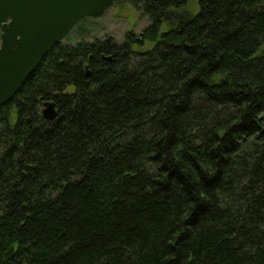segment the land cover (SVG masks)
Segmentation results:
<instances>
[{
  "label": "trees",
  "instance_id": "trees-1",
  "mask_svg": "<svg viewBox=\"0 0 264 264\" xmlns=\"http://www.w3.org/2000/svg\"><path fill=\"white\" fill-rule=\"evenodd\" d=\"M188 1L114 0L148 24L1 107L0 264H264V0Z\"/></svg>",
  "mask_w": 264,
  "mask_h": 264
},
{
  "label": "water",
  "instance_id": "water-1",
  "mask_svg": "<svg viewBox=\"0 0 264 264\" xmlns=\"http://www.w3.org/2000/svg\"><path fill=\"white\" fill-rule=\"evenodd\" d=\"M114 0H0V109L55 43L83 17H97ZM42 116H56L44 101Z\"/></svg>",
  "mask_w": 264,
  "mask_h": 264
},
{
  "label": "rangeland",
  "instance_id": "rangeland-1",
  "mask_svg": "<svg viewBox=\"0 0 264 264\" xmlns=\"http://www.w3.org/2000/svg\"><path fill=\"white\" fill-rule=\"evenodd\" d=\"M186 7L192 14L199 9L197 0H189ZM149 22L147 15L141 13L128 2L114 4L97 17H83L77 21L61 43H73L79 38L91 40L93 37L111 35L121 41L126 31L139 32ZM264 120V114L262 115Z\"/></svg>",
  "mask_w": 264,
  "mask_h": 264
}]
</instances>
